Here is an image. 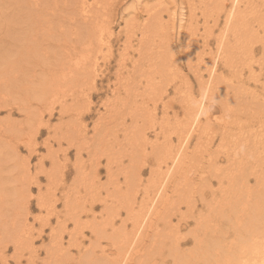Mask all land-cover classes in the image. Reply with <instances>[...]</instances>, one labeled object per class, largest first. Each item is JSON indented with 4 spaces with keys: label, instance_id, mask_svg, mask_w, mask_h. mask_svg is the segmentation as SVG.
<instances>
[{
    "label": "bare ground",
    "instance_id": "1",
    "mask_svg": "<svg viewBox=\"0 0 264 264\" xmlns=\"http://www.w3.org/2000/svg\"><path fill=\"white\" fill-rule=\"evenodd\" d=\"M97 1L72 0L70 13L63 16L60 14L64 10L56 0H0V113L6 111L10 117L15 109L20 110L24 123L30 121L33 126L27 132L29 127L22 128L25 124L21 121L6 122L0 118L1 262L264 264V138L260 135L264 110L257 114L255 107L259 102L251 105V99L233 101V96L254 90L225 81L226 72L241 79L247 66V78L264 72V0H133L124 8L127 16L123 14L122 18L124 25L128 24L127 39L138 35L136 57L118 60V81L115 79L111 96L103 102L107 106L105 115L102 113L93 122L92 133L88 136L83 132L86 126L80 123L77 134L68 135V143L75 150L71 164L74 175L67 179L66 173L61 174L69 154L64 152L61 163L58 151L52 150L48 140L45 148L49 170L44 171L42 156L34 167L37 169L30 172L37 132L50 127L47 120L55 109L54 102L61 103L57 108L60 115L69 108L85 106V112L89 111L88 97L99 76L91 64L96 58L94 48L98 50L95 28L98 30L103 22L102 14L92 12V2ZM140 7L146 17L139 21L136 15ZM197 13L203 23V49L211 36L215 43V50L212 52L209 47L206 52L209 62L203 67L205 76L201 72L203 64L197 67L187 63L197 77L199 96L188 78L184 84L174 81L170 68L173 56L167 52L172 45L170 37L166 38L171 22L172 28H178V35H184L186 48H192L194 44L189 42L196 33ZM164 14L168 24L164 23ZM56 15L58 18L53 19ZM214 27H219L216 33ZM104 28L109 26L104 24ZM50 37H56L53 44ZM255 44L260 47L258 54ZM221 49L224 55L220 58ZM218 61L226 72L218 71ZM254 65L258 72L252 70ZM187 85L189 88H185ZM84 87L89 93L84 92ZM230 89L233 92L228 98ZM169 90L172 98L164 101ZM33 98L38 101L34 107L30 103ZM212 98L221 100L230 112L242 107L252 117H261L252 123L248 117L240 120L233 131L215 130L205 111ZM172 102L177 103V108ZM44 112L48 119H44ZM120 116L131 117L133 129L126 119L123 126L116 123ZM221 124L229 128L232 123L224 120ZM216 131H220V140L210 151ZM204 135L211 140H204ZM120 137L127 140L128 163L122 166L118 159L116 164H110L108 155V183L98 184L99 161L85 165L82 154L92 159L100 143H117ZM64 139L67 140L65 136ZM20 143L25 146L26 158L19 153ZM57 145L60 147V142ZM112 148L103 151L112 152ZM203 156L208 157L206 161ZM222 156L225 159L220 161ZM4 157L9 159L5 163ZM119 166L121 170L114 169ZM39 172H44L47 182L55 185H48L49 190L45 187L43 191ZM115 173L122 178L113 179ZM249 177L254 180L252 184ZM32 185L37 190L39 215L30 216ZM197 196L204 202L201 209L194 204ZM59 200L62 211L57 209ZM51 216H55L54 224ZM174 217L179 220L174 222ZM181 221L186 223L184 231ZM46 228L47 242L35 246V239L42 238ZM83 236H88L87 242ZM9 245L12 252L6 254ZM41 253L44 255L39 259Z\"/></svg>",
    "mask_w": 264,
    "mask_h": 264
},
{
    "label": "rangeland",
    "instance_id": "2",
    "mask_svg": "<svg viewBox=\"0 0 264 264\" xmlns=\"http://www.w3.org/2000/svg\"><path fill=\"white\" fill-rule=\"evenodd\" d=\"M156 1L157 0H155V2ZM166 1L170 2L171 0H166ZM175 1L177 2L178 0H175ZM59 2L63 5H61ZM67 2L64 0H56L57 6L58 7L61 6L60 7L61 11H63V10H64V12L66 11L65 13L60 11L61 12L60 15L67 16L70 13V7H72V0H67ZM89 2H91V0H89ZM102 2H103V0H99L97 2H92L93 6H94L93 11H92L93 14H94V11H95V13L98 12L99 14H102L101 15L102 17H100L101 18L100 20H102V18H103V20H102L103 22H102V25H100V26L98 25L99 26L98 30H96V28H95V32L97 34L98 40L96 37H94V38H96L94 41H97L98 50L96 48H94L93 53L95 54L96 58L94 60H91V64L96 69L99 76L95 80L96 84L93 86L94 87L93 90H91L92 96L88 97L89 102L86 106L89 107V109H88L89 111L85 112L86 111L85 106L80 107L77 110L71 109V108H69L70 107L69 106L68 107L69 110L66 111L64 114L60 115L59 110H57V108L60 107L61 103L58 101L54 102L53 105H54L55 109L52 110V116L53 117L51 116L50 120H47L49 122L48 124L50 127H48V128L43 127L40 130H38V132H37V134H38L37 135V143H38L37 149L33 152V155L30 158V163H31L30 172H32V174L35 171L34 169H37L34 167L39 162V159L42 156H44L43 157L44 158L43 168H45L44 171H48L50 168V166H49L50 160H49V156L47 155L46 148H45V145H46L45 141L48 140L50 142V143H48V145H50V144L52 145V150L58 151V152H56V154L58 155V159L60 158V161L63 159L64 152L66 155H67V153L69 154L67 156L70 159L68 160L66 168L65 167H64L65 169L62 168L61 174L66 173L67 179L68 178L70 179L72 177V175H74L73 174L74 171L72 170L73 167H71L72 166L71 164H73L74 160H75V150L72 147V145H70L68 143V135L70 133L77 134V132H76L77 128L76 127L78 125H80V123H82V124L85 123L83 125L86 126L85 127L86 131H83V132H86L88 134V136L92 133L93 122L102 113H104V115H105L104 109H107V106H104L103 102L105 101V99H108V97L111 96V94H110L111 88L113 87V83L116 82V80H117L115 77V75H116L115 70H116V67L118 65V63H117L118 60H123V59L128 60V57H130V55L136 57V48H137V43H136L137 40L136 39L138 38V35H136L135 38H132L129 40L127 39L126 34L128 32L127 31L128 24L126 23L124 25L125 22H124V19L122 18V17H124L123 14L125 16H127V11L124 8L129 3L133 2V0H105L104 1L105 3H102ZM64 3H66V4L64 5ZM63 6H65V8H63ZM67 7L69 9H67ZM171 12H173V9H171ZM62 13H64L65 15ZM165 14H164V17H165L164 23L168 24V22H165V19L167 17V15H165ZM197 14L199 16H198V20H197L198 24L196 26L197 29L195 30L196 33L193 34L195 36L192 35L191 40L189 42V45H191V43L194 44V46L192 48L191 47L186 48L187 45H185V38L183 37L184 35H181L182 33L180 35H178V28L177 27L172 28L171 22H170V24H168L167 36H166V38L170 37V38H168L169 41L171 42L170 47L172 45L171 51H170V49H168L167 52L172 53V56H173V60L171 61L172 66L170 68L172 69V72L175 74L174 81L175 82H182V84H184V83H188L186 81V78H188L190 84L193 87V91L195 92V94L197 92L196 90H197V85H198L197 77L194 76L192 70H189V68H187V63L188 62L190 64L194 63V64H196L197 67L198 66L200 67L203 64V66L201 67V72L205 76V72L203 71V67H204V64L209 62L208 61L209 60V58H208L209 54L206 52H209V49H208L209 47L211 48L212 52H213V50H215V47H214L215 43H214L212 36L209 39L207 46H205V49H203V46H204L203 45L204 44V42H203V39H204L203 23H202L201 15L199 13H197ZM145 17H146V14H145V12H143V9L141 7L138 8L136 18L140 21V20H143ZM52 18L54 19V18H58V17L56 15ZM107 23H109V24H107ZM104 24L108 25L109 28L105 29ZM138 27L140 28V25H138ZM217 28H219V27L213 28V31H215L214 33H216ZM168 32H169V35H168ZM49 39L54 40V41L49 40L50 43L53 44L56 40V37H52V38L50 37ZM150 44H152V41L150 42ZM255 46L257 48L256 52L258 54V52L260 51L259 44H255ZM7 47L11 50L14 49L12 44H7ZM158 50H159V47H158ZM220 52L222 53V54L220 53V58H221L224 55L223 49H221ZM199 53H201V54L199 55ZM219 61H218V65H217L218 71L221 70L220 71L221 73L226 72L225 68L222 66V62L219 63ZM126 63H128V61ZM248 67L249 66H247L242 71L244 76L241 79L238 77H235V76H231L229 73L226 72L225 74H227L228 76L225 79V81L229 82L232 80V84H235V85L243 84L242 88H248V90L249 89L254 90V93H249L247 91V92H243L240 95L233 96V101L238 100L241 102V100L245 101V100L251 99L252 100V103H250L251 105L254 102H259L257 104V107H255L256 112L258 114V112H261L264 110V108H263V105H264V72L262 70V71H260V73H258V76L254 77V75H253V76H248V78H247V75H248L247 68ZM248 69H250V68H248ZM254 69L256 72H258V70H259L257 65L253 66L252 70H254ZM124 72H121L122 75L120 74L122 77H123V75L124 76L126 75V74H123ZM124 78H126V76L123 77V79ZM203 79H205V78H203ZM128 81H130V79ZM88 88H89V86H88ZM90 88H91V85H90ZM185 88H189V85H187V87H185ZM23 90H25V88H23ZM83 90H84V92L89 93L88 92L89 89H88V91H86V88L84 87ZM169 91L170 92L165 96L166 98H164V101H166V100L170 101L171 100L170 98H172V91L171 90H169ZM23 92H25V91H23ZM232 92H233V90L230 89L228 98L231 97ZM31 93H32V90H31ZM196 95H198V94H196ZM217 95L219 96V94H217ZM137 99L139 102L140 98L138 97ZM37 102L38 101L35 98H33L30 101V103H32L31 106L34 107V104ZM205 103H207V101H205ZM172 105L174 108H177L176 102H172ZM22 106H20V107H22ZM159 106L161 107V103ZM114 107H115V103H114ZM206 108H207V110H205V111L206 112L208 111L210 118L212 120V124L216 128L215 130H224L225 129L228 131H233L234 129H237V125L241 123L240 120L244 121L248 117L249 123H252V120L259 121V119L261 117L259 115L256 118L252 117L250 115L252 113L248 112L247 110L245 111L242 107L236 108L233 112H230L231 110L230 109H229V111L226 110L224 108V105L222 104L221 100H218V98L217 99L216 98L210 99L208 101V103L206 104ZM170 109L171 108H168L169 112L171 113L172 110H170ZM238 110L241 112H239ZM235 111H237V112H235ZM84 112H85V115H82V114H84ZM227 112L231 113L233 116H231L230 118L226 117V114H228ZM132 114H133V111H132ZM158 115L159 116L161 115L160 111H158ZM23 116H24L23 112L20 110H16V109L14 110L13 114L10 117H7L6 111H2V113H0V118L6 119V122L7 121H10V122L15 121V122L19 123L21 121L22 124H25V126H22V128L29 127L28 131H27V132H29L33 127L32 123L30 121H27V123H24ZM48 118H49L48 113L44 112V119H48ZM130 118L131 117H128V116L124 117V119H126L127 122L130 121V123L132 125V129H133L135 123L131 122ZM241 118H243V119H241ZM32 119H34V116H32ZM124 119L120 116L118 118V120L116 121V123L123 126L122 121ZM224 120L226 122H231L232 128H231V126L229 128H224L223 124H221V122ZM83 125L81 127H83ZM126 125H128V124H126ZM219 127H221V129ZM260 129H261V132H260L261 138H264V121H263L262 125L260 126ZM219 133H220V131H216L214 133L215 137H213V145L209 149L210 151H212V149H214V146H216L219 143V140H220ZM64 136L67 138V140L64 139ZM204 137L206 138L207 136L204 135ZM209 137H207L206 139L205 138H203V139L209 141V140H211V138H209ZM123 138L124 137H120L118 139L117 143H113L111 141L109 143H107L106 145H103L102 143H100L98 149L94 153L95 154L94 157H92V159H94V160H92L91 158H88L85 153L82 154V161L85 163V165H89L92 162L99 161L100 171H99L98 184H107L108 183L106 173H105V164H106V162H109V160H107L108 155L111 157V159H110L111 163L110 164H113L114 162L116 164V161L119 159L122 163V166L127 165L128 160H129V155H128L129 149L126 146L127 140L123 141ZM192 139H196V138L193 136ZM193 141H196V140H193ZM57 142H60V147L57 145ZM260 144L262 145V142H260ZM193 145L194 144L191 143L192 147H193ZM111 146H113L112 152L111 151H109V152L103 151L106 148H110ZM19 147H20L19 153L22 156H24L25 158L28 157L27 153L25 152L24 144L20 143ZM263 152H264V150H263ZM5 158H6V160H5ZM207 158L208 157L203 156L204 161H206ZM218 159H220V158H218ZM224 159L225 158L222 156L220 161L221 160L223 161ZM7 160H9V159L7 157H4L2 161L5 163ZM62 162H64V161H61V163ZM152 162L153 161L151 160V164H153ZM145 167H146V169H149V168H147L148 165H145ZM114 169L121 170V167L120 166L114 167ZM38 177H39V179H38L39 183L42 186L43 191H45V189H47V188L49 190L50 187H53L55 185V184L52 185V183L47 182L48 180H47L44 172H42V173L39 172ZM116 177H118L120 179L122 178L120 173L113 174V179H115ZM197 179H194V183H197ZM248 179H249V184L250 183L252 184L254 182L252 177H251V179H250V177ZM48 185L50 187H47ZM45 187H47V188H45ZM194 187H196V186L194 185ZM31 191L33 192V194H32V198H31V201H32L31 202V207H32L31 213L32 214H30V216L31 215H39V212L37 211V206L35 203V196L37 195V190H36L35 185H32ZM195 191H196V188H195ZM192 192H193V190H192ZM205 193L207 196L210 195L208 190H205ZM195 194L198 195V193H195ZM194 202H195L194 204L197 203L196 206H198V208H200V207L202 208V206L204 204V202H202V199L199 198L198 196L194 197ZM61 206H62V201L59 200L58 204H57V209L59 211H62ZM98 206H100V205H98ZM87 207H89V205L86 203L85 208H87ZM98 208H100V207H98ZM83 217L85 218L86 216H83ZM50 218H51L52 223L54 224L55 223V221H54L55 216H51ZM177 219H178V217H174L173 221L176 222L179 220V219L178 220ZM180 223H181V229L183 230L184 227L186 226V223L184 221H181ZM191 223L192 222H190V224ZM68 226H71V225H68ZM35 227H36L35 230H37L38 225L36 224ZM48 232H49V228H46V233H44L42 235L43 237L42 238L37 237L35 239L36 240L35 246H37V245L39 246L41 244L44 245V243L47 242L48 237H45V236L48 235L47 234ZM84 233L88 234V236H89L88 230L85 229ZM88 236H86V238H88ZM64 238H65L64 243H66L68 236H65ZM86 238H85V236H83L84 242L88 241V239L86 240ZM11 248H12V246L9 245V247L7 248L9 250L5 251V253L11 254V252H12ZM71 251H74V249H72ZM43 255L44 254L41 253L38 258L41 259L43 257ZM0 264H3V262H1V260H0Z\"/></svg>",
    "mask_w": 264,
    "mask_h": 264
}]
</instances>
